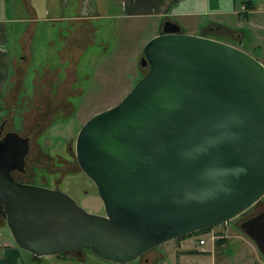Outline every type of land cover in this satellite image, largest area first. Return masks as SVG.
Instances as JSON below:
<instances>
[{"label":"water","instance_id":"obj_1","mask_svg":"<svg viewBox=\"0 0 264 264\" xmlns=\"http://www.w3.org/2000/svg\"><path fill=\"white\" fill-rule=\"evenodd\" d=\"M142 53L145 75L75 140L103 215L57 189L14 181L12 172L25 173L29 139L0 138V217L35 259L88 247L106 263L131 264L226 224L264 196V66L168 20ZM240 230L264 257V210Z\"/></svg>","mask_w":264,"mask_h":264},{"label":"rangeland","instance_id":"obj_2","mask_svg":"<svg viewBox=\"0 0 264 264\" xmlns=\"http://www.w3.org/2000/svg\"><path fill=\"white\" fill-rule=\"evenodd\" d=\"M27 1L26 8L24 0H3L0 9V17L17 21L7 23L10 74L0 103V125L6 123L4 133L29 139L27 175L13 176L30 185L57 189L86 212L103 215L96 187L78 167L75 140L89 119L118 105L145 75L148 67H140L142 50L161 33L162 24L155 28L149 19L124 16L125 0ZM229 8L234 13H226ZM224 11L214 23L220 29L198 33L206 37L208 32L212 39L236 45L264 66V0H233ZM263 210L264 196L237 218L188 238L196 245L203 239L209 250L227 232L230 242L216 246L211 255L213 264H218L220 257L231 252L234 256L236 236L247 238L240 224ZM2 230L10 236L6 225ZM178 241L156 248L167 250L166 264H174L169 250ZM60 258V264H110L89 249Z\"/></svg>","mask_w":264,"mask_h":264},{"label":"crops","instance_id":"obj_3","mask_svg":"<svg viewBox=\"0 0 264 264\" xmlns=\"http://www.w3.org/2000/svg\"><path fill=\"white\" fill-rule=\"evenodd\" d=\"M59 1L62 0H57L56 2L58 3ZM24 2V7L27 8L29 2L27 0H24ZM2 3L3 0H1L0 3V9L3 6ZM85 4L86 2H83L82 5L84 6ZM232 4L233 0H125L124 16L149 19V21L154 22L155 28H159L164 20H168L177 24L185 34L204 36L203 34L200 35L198 32H204V29L205 31L210 30V28L214 26V23H216V19L220 17V14L225 13L224 7H230ZM228 10L229 11H226V13H234L230 8ZM189 20L195 21V24L190 25L188 23ZM8 22L17 21H15V19L0 17V103L4 101L5 88L10 74V60L7 51ZM4 225L5 222L3 223L0 219V264L61 263L62 258L59 256H47L35 259L29 253L21 250L16 246L11 236L3 233L2 228ZM191 238L192 237L183 238L176 242V245H173V247H175L174 250L169 246L166 247V249H171L169 250L171 255L168 256V258L172 257L174 264H213V257L211 255L214 253V248L219 245L225 246L231 240L228 238L226 232L220 244L212 242L208 250L204 248L206 242L202 246L199 244L196 245V241L190 242L193 240ZM235 238L236 239L232 241L235 250L234 256L233 252L226 256H222L218 264H264V262L259 260V252L250 239L241 238L239 236ZM195 239L194 237V240ZM165 251L167 250L162 249L160 252L159 250L155 252L152 250L146 254L147 256H144V259L142 258V261L139 260L138 264H166L167 256L165 255ZM177 253L180 254L177 255ZM203 254H208V256H203Z\"/></svg>","mask_w":264,"mask_h":264},{"label":"flooded vegetation","instance_id":"obj_4","mask_svg":"<svg viewBox=\"0 0 264 264\" xmlns=\"http://www.w3.org/2000/svg\"><path fill=\"white\" fill-rule=\"evenodd\" d=\"M214 29L217 31V30L220 29V28H218V26H215V27L213 26V27L210 28V30H214ZM205 36L208 37V38H210V37L208 36V33H205ZM229 45H232V46L237 47L236 45H233V44H229ZM237 48H238V47H237ZM145 68H146V67H145ZM4 126H5V125H4ZM4 126H3V129H2V132H1L0 138H2L5 134H7V132L4 133V129H5ZM0 127H1V125H0ZM28 154H29V153H28ZM27 157H28V156H27ZM27 157H26V158H27ZM12 173L14 174V176H15V175H20L21 177L27 175V174H25V173H24V174H20V173H18V172H12ZM19 183L30 184V182L27 183V182H22V181L19 182ZM248 219H250V218H248ZM248 219H247V220H248ZM241 224H242V223H241ZM241 224H240V225H241ZM79 249H82V248H79ZM79 249H77V250H79ZM77 250H74V251H77ZM151 251H152V250H151ZM149 252H150V251H149ZM147 253H148V252H147ZM147 253H146V254H147ZM146 254L140 256L138 259L144 258V256H145ZM160 258H161V257H160Z\"/></svg>","mask_w":264,"mask_h":264},{"label":"trees","instance_id":"obj_5","mask_svg":"<svg viewBox=\"0 0 264 264\" xmlns=\"http://www.w3.org/2000/svg\"><path fill=\"white\" fill-rule=\"evenodd\" d=\"M11 175H12L14 181H16V182H21L20 180H17V179L13 176V175H14L13 173H12ZM259 201H260V200H259ZM259 201H258V202H259ZM258 202H257V203H258ZM257 203H256V204H257ZM256 204H255V205H256ZM255 205H253V207H254ZM0 219H1V221H3V223H4V220H3L1 217H0ZM209 230H211V229L204 230V231H202V232H198V233H196V234H203V233L208 232ZM193 235H194V234H193ZM191 236H192V235H191ZM187 237H189V236H187ZM187 237H184V238H187ZM181 239H183V238H180V239H177V240H181ZM216 244H220V241H217ZM82 249H89V248H88V247H84V248H82ZM71 252H72V251H71ZM64 254H65V253L57 254V256H59V257H64ZM263 258H264V257H263Z\"/></svg>","mask_w":264,"mask_h":264},{"label":"built area","instance_id":"obj_6","mask_svg":"<svg viewBox=\"0 0 264 264\" xmlns=\"http://www.w3.org/2000/svg\"><path fill=\"white\" fill-rule=\"evenodd\" d=\"M211 240H213V237H211ZM198 244H199L200 246H202V245L205 244V241H204L203 239H200L199 242H198Z\"/></svg>","mask_w":264,"mask_h":264}]
</instances>
